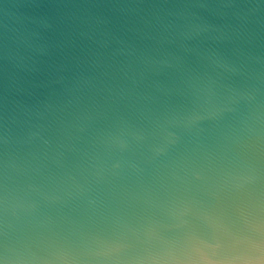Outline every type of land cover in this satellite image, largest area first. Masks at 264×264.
Listing matches in <instances>:
<instances>
[{"label": "clouds", "instance_id": "clouds-1", "mask_svg": "<svg viewBox=\"0 0 264 264\" xmlns=\"http://www.w3.org/2000/svg\"><path fill=\"white\" fill-rule=\"evenodd\" d=\"M0 264H264V0H0Z\"/></svg>", "mask_w": 264, "mask_h": 264}]
</instances>
